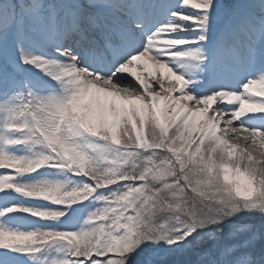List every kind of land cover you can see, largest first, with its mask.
I'll return each mask as SVG.
<instances>
[{
    "label": "snow or ice",
    "instance_id": "obj_1",
    "mask_svg": "<svg viewBox=\"0 0 264 264\" xmlns=\"http://www.w3.org/2000/svg\"><path fill=\"white\" fill-rule=\"evenodd\" d=\"M0 264H264V0H0Z\"/></svg>",
    "mask_w": 264,
    "mask_h": 264
}]
</instances>
